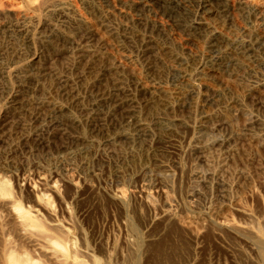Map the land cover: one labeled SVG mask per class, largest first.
Returning <instances> with one entry per match:
<instances>
[{"label":"rangeland","instance_id":"1","mask_svg":"<svg viewBox=\"0 0 264 264\" xmlns=\"http://www.w3.org/2000/svg\"><path fill=\"white\" fill-rule=\"evenodd\" d=\"M10 256L264 264V0H0Z\"/></svg>","mask_w":264,"mask_h":264},{"label":"bare ground","instance_id":"2","mask_svg":"<svg viewBox=\"0 0 264 264\" xmlns=\"http://www.w3.org/2000/svg\"><path fill=\"white\" fill-rule=\"evenodd\" d=\"M147 2V4H148V2L149 1H146ZM138 3H141V2H138ZM150 3V2H149ZM150 5V4H149ZM208 3L207 2H203L202 4H201V6L200 5H198V6H200V8L202 9V11H208L209 10V7H208ZM211 5V4H210ZM224 5V4H223ZM227 5V4H226ZM196 8H197V6H196ZM212 9V8H211ZM210 9V10H211ZM196 10V9H195ZM196 27V26H195ZM47 206V205H46ZM13 208V207H12ZM223 219V218H222ZM225 220V219H224ZM16 222L20 225V227H22V228H25V227H27V226H29V225H35L36 224V222H35V220L33 219V217L31 216V215H29L28 213H26V212H23V211H21L20 209H18L17 210V213H16ZM228 224H230V223H228ZM23 230V229H22ZM7 264H17V263H15V260H14V257L13 256H10L9 257V259H8V263Z\"/></svg>","mask_w":264,"mask_h":264}]
</instances>
